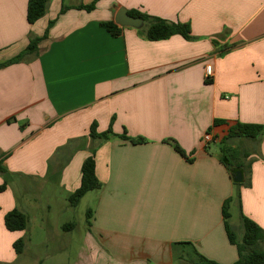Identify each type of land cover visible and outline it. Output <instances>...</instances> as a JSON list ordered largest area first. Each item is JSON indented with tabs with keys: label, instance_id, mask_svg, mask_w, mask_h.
I'll return each mask as SVG.
<instances>
[{
	"label": "crops",
	"instance_id": "crops-1",
	"mask_svg": "<svg viewBox=\"0 0 264 264\" xmlns=\"http://www.w3.org/2000/svg\"><path fill=\"white\" fill-rule=\"evenodd\" d=\"M28 2L0 0V64L48 32L0 67V264L17 261L23 234L5 226L19 208L14 179L54 178L74 193L93 153L101 188L85 195L86 264H236L224 212L238 242L242 215L264 230V133L228 138L237 124L264 126V0H50L33 25ZM121 8L187 24L192 39L149 41L146 26L114 37L101 23ZM94 124L113 134L91 138ZM222 160L247 185L239 198Z\"/></svg>",
	"mask_w": 264,
	"mask_h": 264
},
{
	"label": "rangeland",
	"instance_id": "rangeland-1",
	"mask_svg": "<svg viewBox=\"0 0 264 264\" xmlns=\"http://www.w3.org/2000/svg\"><path fill=\"white\" fill-rule=\"evenodd\" d=\"M147 24L145 23V26ZM232 165L231 153L223 151ZM230 154V155H229ZM246 183L237 184V193ZM12 187L17 196L18 209L28 219L27 229L18 238L25 247L13 264H86V212L95 204L94 193L83 197L75 206L70 193L59 186L58 179L24 180L16 178ZM236 193V194H237ZM232 223L239 221V210L232 207ZM264 249V242L261 244Z\"/></svg>",
	"mask_w": 264,
	"mask_h": 264
},
{
	"label": "trees",
	"instance_id": "trees-1",
	"mask_svg": "<svg viewBox=\"0 0 264 264\" xmlns=\"http://www.w3.org/2000/svg\"><path fill=\"white\" fill-rule=\"evenodd\" d=\"M50 0H29L28 2V9H27V20L28 23L33 25L42 19L48 8ZM95 4L93 3L89 6H82L81 9H85L87 11H92L95 9ZM130 16L134 18H140L145 21L147 24L145 29L146 37L149 41H162L171 38L172 36H182L186 40H191V30L189 25L181 24V23H171L166 20L150 17L148 15L139 13V12H132ZM101 26L107 30L112 36L117 37L121 34V28L118 27L113 22H103ZM48 32L45 33L43 38H36L30 41L29 45L27 46L26 50L19 54L14 59L7 61L6 63L0 64V67L18 63L23 60L25 54L36 53L38 50L39 43L44 39L47 38ZM207 83H211V81H207ZM264 133V126L262 125H247V124H237L230 128L228 132V138L232 137H244L248 139H258ZM113 134L112 130L99 134L96 131V124L91 127L90 136L93 139H102L107 140L109 136ZM121 138L126 140H131L133 143H144L145 139H130L125 134L121 136ZM173 143L172 141H169ZM174 144V143H173ZM175 149L181 155H185L183 150L175 145ZM95 154L93 153L90 157H88L82 166V177H81V185L79 189H77L72 196L70 197L71 203L77 206L83 197L86 194L92 191L99 190L101 188V183L99 182L96 172H95ZM227 161V157L225 158ZM227 169L229 170L231 177L234 179V175L238 172L235 169H232L231 166L225 161L222 160ZM3 173L4 171L1 170ZM5 182L3 185L0 186V193L4 192L8 185V176L4 175ZM236 197L239 198L240 194L237 193ZM88 217L89 213H88ZM231 216L226 210L224 212V222H225V230L229 241L231 244L236 245L238 251V260L236 264H264V249L261 248V244L264 242V230L259 227L255 222L252 220L244 217L242 215V226H243V237L240 242L237 241V237L235 233L232 231L229 220ZM28 219L26 215L15 208L14 210L10 211L5 216V226L8 231L10 232H23L27 229ZM14 250L17 255L23 253L25 242L23 239L17 240L14 245ZM197 264H218L216 262L210 261L204 258L201 255L197 257Z\"/></svg>",
	"mask_w": 264,
	"mask_h": 264
},
{
	"label": "water",
	"instance_id": "water-1",
	"mask_svg": "<svg viewBox=\"0 0 264 264\" xmlns=\"http://www.w3.org/2000/svg\"><path fill=\"white\" fill-rule=\"evenodd\" d=\"M115 24L121 28H133V29H142L145 27V21L140 18H134L130 16L125 8H121L116 17ZM235 180L240 183L242 181V175L240 172L236 173Z\"/></svg>",
	"mask_w": 264,
	"mask_h": 264
},
{
	"label": "built area",
	"instance_id": "built-area-1",
	"mask_svg": "<svg viewBox=\"0 0 264 264\" xmlns=\"http://www.w3.org/2000/svg\"><path fill=\"white\" fill-rule=\"evenodd\" d=\"M206 76H207V79H211V77L213 76L212 69L210 66H207L206 68ZM203 140L206 144H208L214 141H219V137L216 135H212L210 133H206L203 137Z\"/></svg>",
	"mask_w": 264,
	"mask_h": 264
}]
</instances>
